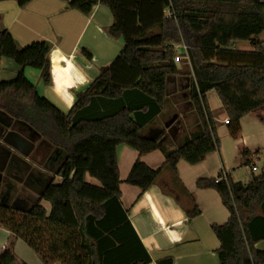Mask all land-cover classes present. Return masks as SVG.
Returning <instances> with one entry per match:
<instances>
[{"label":"trees","instance_id":"trees-1","mask_svg":"<svg viewBox=\"0 0 264 264\" xmlns=\"http://www.w3.org/2000/svg\"><path fill=\"white\" fill-rule=\"evenodd\" d=\"M5 1L25 8L33 0H0ZM61 1L84 15L98 4L107 7L113 16L107 34L122 41L123 49L111 64L100 67L96 79L63 113L39 94L24 73L27 68L38 70L43 85H51V43L42 40L21 47L0 24V59L19 67L15 79L0 83V120L22 122L40 138L47 151L45 166L55 152L60 153L57 173L66 167L73 170L63 187L78 221L74 225L68 222L70 217L66 220L59 208V192L53 194L55 214L49 217L39 204L20 209L0 203V227L12 241L9 250L0 253V264H21L13 250L17 239L44 264H150L121 202L117 148L129 146L140 156L160 150L165 156L162 169L175 174L180 159L190 165L202 162L219 149L206 100L210 91L222 103L230 135L238 137L241 118L264 105V0ZM240 42L250 43L254 50L239 51L235 44ZM177 45L186 47L190 73L175 62ZM81 52L92 60L88 49ZM182 74L192 76L189 100L200 126L175 149L167 150L160 136L147 137L143 132L169 102L168 80ZM243 156L249 164L246 151ZM162 169L153 170L137 160L126 182L145 192ZM87 176L99 182L106 198L93 203L78 197L88 185ZM196 185L215 190L230 213L225 225L212 227L220 242L219 264H264V252L255 248L264 239V172L246 184L220 175L200 179ZM197 213L193 209L189 215Z\"/></svg>","mask_w":264,"mask_h":264},{"label":"crops","instance_id":"crops-1","mask_svg":"<svg viewBox=\"0 0 264 264\" xmlns=\"http://www.w3.org/2000/svg\"><path fill=\"white\" fill-rule=\"evenodd\" d=\"M112 23L113 16L110 10L101 4L96 5L89 15H84L70 9L68 3L61 0H33L25 8L18 7L15 1L0 2V24L9 30L19 46L24 47L42 40L51 43L52 49L49 53L51 85L44 86L40 72H35L32 68H27L24 72L27 74L25 75L27 79L36 86L39 94L62 112L71 110L77 94L85 91L96 79L100 67L111 64L122 51V41H119L120 44L112 42L114 39L107 34V28ZM240 45L235 44L236 49L239 47V51L254 50L253 47L249 49L247 46ZM83 48L91 52L93 60H88L82 54ZM177 50L184 55L181 47ZM183 66L188 68L186 59H181L178 63L179 68ZM186 67L185 71L190 73ZM12 70L14 77L1 80L0 83L16 78L19 67ZM170 79L174 81L175 88L178 87L180 92L174 96L179 98L178 96L186 95L189 99V88L185 79L190 82L192 76L182 74ZM214 93L215 91L208 92L206 100L216 123L219 149L207 155L202 162L190 165L184 159H180L175 174L165 168L162 169L165 165V156L160 150L140 156L129 146L121 145L117 148L121 202L123 208L128 211L129 220L151 258L150 264H159L163 259H171L172 264H219L220 242L212 227L225 225L230 218V213L215 190L199 189L196 185L197 181L217 179L222 175L230 176L235 182L246 184L256 177L253 173L264 172V105L241 118L239 135L234 138L229 133L228 125L224 124L227 115L222 109L221 101H212ZM168 98L169 102L163 113L146 129L154 130L152 133L155 132L156 137L153 138L160 136V144L166 142L162 145L167 150H173L181 140L184 141L198 131L200 125L194 107L192 110L186 106L187 103L190 104L185 101L187 99L170 100L169 94ZM183 107L187 109L184 110ZM3 124V120H0L2 127ZM175 132L179 133V137H175ZM21 136L19 139L22 141ZM13 137H16L14 133L4 136L6 141ZM22 146L19 145L18 149L23 152V155L25 151H31ZM6 147L9 148V146ZM243 151L248 154L249 164L246 163ZM11 157L12 154L5 159L6 162ZM253 158L259 160L258 170L251 173L247 180L239 177L236 179L242 168L250 166ZM23 160L28 159L23 158ZM137 160L153 170L162 169L155 184L145 192L126 182ZM61 162L60 153L55 152L51 163H48L45 169L38 166L34 168L45 171L48 176L55 175V180L52 177L47 190H53L59 183L58 179L64 177L68 180L72 177L73 170L70 167L57 173ZM13 167L14 165L11 164L7 168L9 180L12 184L22 182L23 174L27 173L26 166L21 167L19 174L13 172ZM54 167L57 168L52 171ZM23 168L25 169L22 170ZM34 181L38 183L39 179ZM86 181L88 185L78 192L86 201L96 203L107 197V193L99 189L100 184L97 180L87 176ZM92 198H97L98 201H93ZM42 203L40 206L46 211V215L53 216L55 214L53 207L48 208ZM193 209H197L198 213L190 217L189 212ZM64 213L63 211V215ZM69 215L68 222L76 225L78 221L73 208ZM10 241L11 234L0 227L1 252L9 250L7 247ZM25 245L19 239L14 240L13 250L19 261L31 264L22 255L30 253L26 248L28 246ZM255 248L264 252V239L258 241ZM30 255L29 257L35 262L33 264H44L42 260L40 262L32 254Z\"/></svg>","mask_w":264,"mask_h":264},{"label":"rangeland","instance_id":"rangeland-1","mask_svg":"<svg viewBox=\"0 0 264 264\" xmlns=\"http://www.w3.org/2000/svg\"><path fill=\"white\" fill-rule=\"evenodd\" d=\"M261 38L264 39V34L261 35ZM112 42H115V43L117 42V44H120V42L118 40H114ZM238 44H241L240 45L241 47L247 46V47H249V49H252V46L250 43L240 42ZM237 49H239V47H237ZM119 51H121V50H119ZM120 53L121 52H119V54ZM117 55H118V53H117ZM180 62H181V60H180ZM185 67L186 66H183V68H184L183 70H185ZM12 68H18V66L11 60L0 59V81L4 80V79H12V77H14L12 75V72H13ZM32 70H35V69H32ZM35 72H39V71L35 70ZM25 75H27V74L25 73ZM187 77H189V76H187ZM185 82L187 83V88H189L188 87L189 80L185 79ZM167 92L171 97L170 100H177V99L181 100L182 98H185V99H187V100H185L186 102H190L188 99V96H186V95L178 96L179 98L175 97L180 92L178 91V87H177V89L175 88V83L172 79H170V81L168 83ZM212 96H214L212 98L213 102H220L216 93H214V95H212ZM186 106L193 110V106H192L191 102H190V104L187 103ZM183 109L186 110L187 108L183 107ZM69 111H70V109L67 110L66 112L64 111L63 113H68ZM165 113L166 112H164V114ZM6 118H7V120H3V122H4L3 127L0 125V135H1L0 136V174H1L0 175V186H1V188H0V203L7 205V206L20 208V209H23V208L31 209L35 205H37V204L40 205V203L43 202L42 204H44L46 207L50 208V206L51 207L56 206L55 205L56 201H55V199H53V194H57V192H59L58 197L61 201L60 206H59L60 210L64 211L69 206L68 207L69 211H67V209L64 211L65 212L64 215H66L65 218H66V220H68L69 216H70L68 212H70L72 204L69 203V198H68L69 196L67 195L68 189L65 190V188L63 187L66 179L64 177L62 179H58L59 183L57 184V186L54 187L53 190H47L48 185H50V183H51L50 181H51L52 177L55 180V175L48 176V174L45 173V171L34 169L37 166L39 168L45 167L44 159H45V154L47 151H46L45 147L43 145H41L40 138L26 124L19 122V121H16V120H12L9 117H6ZM9 124L11 125V127L7 128V126H9ZM153 131L154 130H152V129H149V130L145 129L143 134L147 137H156L155 136L156 133L155 132L152 133ZM10 133L11 134L14 133L16 137H13V138H11V140L6 141L4 136H6V134H10ZM167 134L170 135L169 133H167ZM19 136L22 137V141L19 139ZM175 137H179L178 132L176 133ZM182 141L183 140H181L179 142V144L182 143ZM165 143L162 142V144H165ZM179 144H177V145H179ZM19 145H23L22 147L24 149H26V148L28 150L31 149V151L30 150L25 151L26 153H25V155H23V152H21L20 149H18ZM6 146H9V148H7ZM1 147H3V148H1ZM4 148H6V149H4ZM11 154H12V157L10 158V160H7V162H6L5 159L9 158V155H11ZM23 158H27L28 160H23ZM11 164L14 165L13 172H15L16 174H19V172H21L20 171L21 167L26 166V168H27V173L25 175L23 174L24 178H22V179L19 178L22 180V182H19V183L16 182V183H14L15 185L11 183V181L9 180V177L7 175V168ZM61 165H62V162H61ZM56 168L57 167H54L52 169V171H55ZM258 168H259V165H258ZM24 169L25 168H23L22 170H24ZM256 171H252L250 166H247V168L244 167L241 169V171L238 174V176L236 177V179L239 177L240 179L247 180L248 177L251 175V173L256 172ZM51 173H53V172H51ZM253 174L256 176H259L261 174V171L257 172V173H253ZM36 179H39L40 184H39V182L36 183L34 181ZM6 182L9 184H5ZM43 194H45L44 195V198H45L44 201H42ZM78 197L80 199L86 200L84 198V196L81 194H78ZM92 200L98 201L97 198H92ZM10 244H12V241H10L9 246L7 248L11 247ZM26 248H27V250H29L30 253L29 254L27 253V255L26 254H22V255L27 261H29L31 264L35 263L34 260L31 257H29V256H31L30 254H32L35 258L38 259V261L41 262L40 257L36 253H34L30 248H28V247H26ZM0 253L2 254L3 252L0 251ZM16 258H17V256H16ZM30 258L32 261L30 260ZM17 260L19 261V259H17ZM19 262L21 264H25V262L24 263L21 261H19Z\"/></svg>","mask_w":264,"mask_h":264},{"label":"built area","instance_id":"built-area-1","mask_svg":"<svg viewBox=\"0 0 264 264\" xmlns=\"http://www.w3.org/2000/svg\"><path fill=\"white\" fill-rule=\"evenodd\" d=\"M98 2H100V0H97ZM181 47L184 51V55L178 53V56L175 59L176 63H179L181 59H186L188 60V56H187V51H186V47L184 45H177V48ZM224 124L228 125L229 124V119L226 118L224 120ZM258 165H259V160L257 158H253L250 164L251 170L252 171H256L258 170Z\"/></svg>","mask_w":264,"mask_h":264}]
</instances>
